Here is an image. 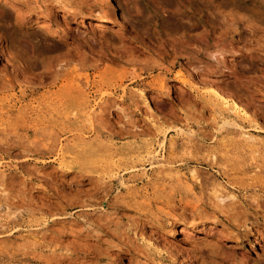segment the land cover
Segmentation results:
<instances>
[{
	"label": "rangeland",
	"instance_id": "rangeland-1",
	"mask_svg": "<svg viewBox=\"0 0 264 264\" xmlns=\"http://www.w3.org/2000/svg\"><path fill=\"white\" fill-rule=\"evenodd\" d=\"M12 1L0 264H264V0Z\"/></svg>",
	"mask_w": 264,
	"mask_h": 264
},
{
	"label": "bare ground",
	"instance_id": "bare-ground-1",
	"mask_svg": "<svg viewBox=\"0 0 264 264\" xmlns=\"http://www.w3.org/2000/svg\"><path fill=\"white\" fill-rule=\"evenodd\" d=\"M4 1V3L6 4H10L9 6H11V7H13V8H16L15 9V11H16V13H17V15H18V17H23V15H25L27 12H28V10L27 9H24V7H22V6H20V5H17L14 1H12V0H3ZM22 1V0H21ZM24 1V0H23ZM107 1V4L108 3H110V5H111V1L110 0H106ZM25 2H26V0H25ZM26 8V7H25ZM15 13V14H16ZM31 13V12H30ZM30 13H28V15L30 14ZM32 15V14H31ZM19 19V18H18ZM24 19V18H23ZM115 22H118V21H116L115 20ZM51 23V22H50ZM50 23H46V25L47 24H49L50 25ZM48 26V25H47ZM53 28V27H52ZM51 29V28H50ZM52 30H54V29H52ZM57 30V29H56ZM53 32V31H52ZM58 73V72H57ZM211 98H213L214 100H216V101H218V102H220L221 104H224V103H227V102H230V109H232V111L233 112H235L239 117H241V118H243V119H246V120H249V121H252V122H255L256 120H255V114H253V112L252 113H250V111H248V109L242 104L241 105V103H239L238 101H236L235 99H229V97L228 96H225V95H223V93H221V92H219V91H215L213 94H211ZM229 122H227L226 124H228ZM233 124V123H232ZM231 124V125H232ZM236 126H237V123H234ZM257 124V123H256ZM229 125V124H228ZM240 126V125H239ZM222 127H223V125H222ZM243 127V126H242ZM240 129H241V127H240ZM46 132V131H45ZM181 132V131H180ZM185 132V131H184ZM188 133V132H187ZM52 134H53V132H52ZM49 136V135H48ZM165 137V136H164ZM51 138H53V137H51ZM50 138V139H51ZM163 142H164V140H163ZM155 156V155H154ZM148 157V156H147ZM154 159V158H153ZM156 160V159H155ZM164 160H166V156L164 157ZM87 175V174H86ZM85 175V176H86ZM88 177V176H87ZM89 178V177H88ZM233 197H234V195H232ZM231 196V197H232ZM217 197V196H216ZM223 200V199H222ZM194 227H196L195 225H192V228H194ZM178 228H181L180 230L181 231H184V232H191L190 230L191 229H189V228H187V227H184V226H180V227H178ZM179 230V229H178ZM179 232V231H178ZM57 241V240H56ZM65 246V245H64ZM166 246V245H165ZM173 246V245H172ZM167 247H168V245H167ZM67 248V247H66ZM73 248V247H72ZM170 248L173 250V251H176V253L177 252H179L180 250L177 248V247H171L170 246ZM73 250V249H72ZM182 251V250H181ZM75 252H78V251H75ZM88 252H90V251H88ZM184 252V251H183ZM175 253V252H174ZM51 254V253H50ZM57 254V253H56ZM65 254V253H64ZM68 254V253H67ZM67 254H65V256L67 257L68 255ZM77 254V253H76ZM79 254H81V255H86V253L82 250V251H80L79 252ZM43 255V254H42ZM52 256L51 257H45V259H47V261H46V263L45 264H50V261H55L57 264H60L61 262H62V260L60 259V258H62L61 257V254L59 253L58 255H55L54 256V254H51ZM176 255V254H175ZM45 256H46V254H45ZM48 256V255H47ZM58 256H60V258H58ZM63 256V255H62ZM89 256V255H88ZM64 257V256H63ZM147 257V256H146ZM72 258V257H71ZM64 260V259H63ZM54 262V263H55ZM74 262V261H73ZM55 263V264H56ZM79 263V262H78Z\"/></svg>",
	"mask_w": 264,
	"mask_h": 264
}]
</instances>
